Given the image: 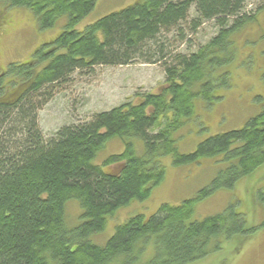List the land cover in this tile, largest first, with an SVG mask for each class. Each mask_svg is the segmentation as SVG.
I'll use <instances>...</instances> for the list:
<instances>
[{"label":"trees","instance_id":"1","mask_svg":"<svg viewBox=\"0 0 264 264\" xmlns=\"http://www.w3.org/2000/svg\"><path fill=\"white\" fill-rule=\"evenodd\" d=\"M4 1L31 11L41 30L61 16L67 21L29 61L12 62L0 72V264H192L227 240L253 236L256 228L233 206L201 221L194 214L198 202L218 189L234 188L264 164V111L240 128L207 138L191 153H182L173 136L194 113L197 97L214 99L209 67L228 60L221 55L228 53L230 37L253 22L264 5L250 11L249 0H137L78 29L98 0ZM193 8V30L208 20L220 30L198 52L176 54L168 64L158 37L186 22ZM137 60L165 62V90L44 136L38 110L55 85L77 70ZM199 82L200 89L194 88ZM115 137L125 143L124 152L95 164L97 153ZM134 138L144 143V155L136 153ZM167 155L176 166L220 155L229 164L197 197L162 204L149 217L136 214L117 225L106 244L94 242L114 213L147 199L164 181L160 157ZM260 197L264 202V193ZM71 199L82 207L75 227L65 216Z\"/></svg>","mask_w":264,"mask_h":264},{"label":"rangeland","instance_id":"2","mask_svg":"<svg viewBox=\"0 0 264 264\" xmlns=\"http://www.w3.org/2000/svg\"><path fill=\"white\" fill-rule=\"evenodd\" d=\"M137 0H98L95 9L79 24L85 28L98 18L132 5ZM264 0H249L247 10L256 11ZM193 8L189 19L179 27L163 31L158 41L165 48L169 62L176 54L191 55L207 45L219 32L215 20L205 21L193 30ZM67 21L61 16L55 26L41 30L36 17L24 8H11L0 0V72L12 62H26L34 51L56 38ZM230 37L228 60L211 64L213 100L195 99L194 113L183 119L184 124L174 133L182 153L194 152L199 144L218 133L244 126L249 119L264 111V8L253 22ZM165 62L146 63L137 60L128 65H99L77 70L68 81L55 85L53 96L38 110L44 136L53 137L63 126L84 123L99 112L111 110L127 102L138 103L148 93L158 94L168 86ZM199 82L194 88L200 89ZM138 155H144L145 145L134 138ZM125 143L115 137L97 153L95 164L101 165L114 154L124 152ZM166 167L164 181L144 200H133L123 206L107 222L105 230L91 238L106 244L117 225L136 214L149 217L165 203L179 205L197 197L209 186L221 170L228 166L223 155L207 157L199 162L176 166L171 155L160 157ZM112 169L111 167L109 168ZM108 170V168L106 169ZM264 164L239 181L232 189L221 188L196 204L195 220L224 213L234 207L243 214L247 226L257 231L246 241L240 237L224 242L222 248L192 264H264ZM82 215L80 201L67 202L65 216L68 226L79 224Z\"/></svg>","mask_w":264,"mask_h":264}]
</instances>
